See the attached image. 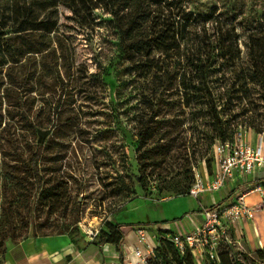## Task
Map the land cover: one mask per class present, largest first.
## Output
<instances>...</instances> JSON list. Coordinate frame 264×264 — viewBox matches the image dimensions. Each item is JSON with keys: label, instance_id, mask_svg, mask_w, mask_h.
<instances>
[{"label": "rangeland", "instance_id": "rangeland-1", "mask_svg": "<svg viewBox=\"0 0 264 264\" xmlns=\"http://www.w3.org/2000/svg\"><path fill=\"white\" fill-rule=\"evenodd\" d=\"M61 1L0 0V264L7 240L66 232L81 244L107 222L123 228L172 221L211 203L205 194L192 197L174 187L184 180L185 168H190L189 184L194 171L209 173L218 139L205 144L200 157L190 155L187 142L188 158H175L167 180L149 176L144 186L139 184L143 173L136 161L135 126L146 79L131 71L112 17L100 0H75L82 3L76 12ZM157 1L180 21L182 38L178 44L171 42L169 56H191L209 48L214 34L230 25L242 49L243 27H264V0ZM83 2L96 7L86 8ZM22 13L40 21L41 29L13 32L12 22ZM139 73L147 75L148 68ZM230 77L228 72L217 73L221 90L229 88ZM179 113L173 115L184 121L178 135L189 140L193 113ZM220 116L226 127L239 125L251 140L258 138L248 124L253 119L264 136L260 101L246 107L227 102ZM44 133L51 142L36 166L45 181L42 188L57 185L50 198L39 196L32 159ZM156 169L149 166L147 173L154 176ZM165 186L168 189L160 192ZM226 189L231 192L229 185ZM214 194L221 196V191ZM236 235L240 245L230 254L221 245L224 263L264 264V253L249 248L244 230L236 226ZM166 254V264H189L170 249Z\"/></svg>", "mask_w": 264, "mask_h": 264}, {"label": "trees", "instance_id": "trees-1", "mask_svg": "<svg viewBox=\"0 0 264 264\" xmlns=\"http://www.w3.org/2000/svg\"><path fill=\"white\" fill-rule=\"evenodd\" d=\"M100 1L112 17L119 35L121 51L129 62L131 71L140 79H146L144 93L141 94L143 110L135 126L138 140L136 161L143 173V177L138 179L141 186H144L145 179L149 176L153 180H167L175 158L181 160L188 158L187 142L191 143L192 147L190 155L196 153L200 157L205 144L208 146L215 139L231 140L239 125L230 129L226 127L228 123L222 121L220 110L227 102L231 107L236 102H241L245 107L257 101L264 103V27H243L245 31L242 49L238 46V35L234 26L230 25L223 33L218 31L214 34L209 48L191 53V56L187 53L169 56L171 42L178 44L182 36L180 21L176 19L178 15L169 13L165 3L157 0ZM61 2L73 12L82 5L75 0ZM83 5L86 8L96 7L92 2H83ZM39 24L40 21H31L28 14L25 16V13H22L19 21L12 22L11 28L13 32L18 33L28 29H41ZM142 67L148 68L147 75L140 76L139 71ZM218 72L223 75L226 72L230 74L232 81L227 90L218 87L216 79ZM222 99L224 101H221ZM175 110L184 115L193 113L189 122V126L193 128L189 140H186V136L178 135V128L184 121L173 117L177 112ZM202 112L205 113L204 116L200 115ZM23 115L27 116L26 113ZM249 122L250 129L255 133L261 132L259 123H255L253 119ZM46 136L45 133L39 136L32 158L36 185L37 188H41L39 192L41 198H50L57 190V185L42 188L45 181L39 175L36 166L42 151L47 150L51 142ZM149 166L157 168L154 176L152 172L147 173ZM183 171L186 173L184 180H179L174 188L188 192L193 179L190 184L187 183L190 168ZM167 189L165 186L159 191ZM199 210L196 209V212ZM180 218L159 223H171ZM156 223L157 221H154L147 225ZM123 237L120 224L107 222L105 228L100 229L95 238L99 244L110 243L120 249ZM169 249L176 254L181 263L187 261L189 264H195L190 253L179 254L167 240H159L155 256L150 263L166 264V252ZM225 249L226 253L230 254L231 250ZM257 251L264 253V248ZM221 252H218V264H225Z\"/></svg>", "mask_w": 264, "mask_h": 264}, {"label": "built area", "instance_id": "built-area-1", "mask_svg": "<svg viewBox=\"0 0 264 264\" xmlns=\"http://www.w3.org/2000/svg\"><path fill=\"white\" fill-rule=\"evenodd\" d=\"M212 162L214 167L210 173L194 171L188 194L214 196L221 191L220 198L212 199L199 212L171 222L173 228L145 225L121 228L123 264H151L159 240L172 243L181 255L190 253L195 264H218L221 245L233 251L235 244L240 245L236 226L242 229L254 211L247 205L246 196L256 192L264 201V143L250 142L246 131L238 126L231 140L214 143ZM227 185L231 192L227 191ZM130 231L134 233V240L125 242Z\"/></svg>", "mask_w": 264, "mask_h": 264}, {"label": "crops", "instance_id": "crops-1", "mask_svg": "<svg viewBox=\"0 0 264 264\" xmlns=\"http://www.w3.org/2000/svg\"><path fill=\"white\" fill-rule=\"evenodd\" d=\"M257 135L258 138L253 140L248 138V140L252 143L258 142L259 138L264 141V136L260 133ZM214 198H220V194L207 195L210 202ZM245 199L247 205L256 210L249 219L245 220L242 230H244V237L249 248L258 250L264 248V201L256 192L248 194ZM152 226L173 228L174 225L156 223ZM95 237L96 234L86 236L84 237L85 242L81 244L69 233L30 235L16 242L7 240L1 264H123L121 246L118 249L114 244H99ZM132 240H134V233L130 231L125 242Z\"/></svg>", "mask_w": 264, "mask_h": 264}]
</instances>
